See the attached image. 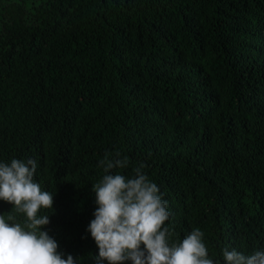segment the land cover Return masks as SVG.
Returning a JSON list of instances; mask_svg holds the SVG:
<instances>
[{
    "label": "trees",
    "instance_id": "trees-1",
    "mask_svg": "<svg viewBox=\"0 0 264 264\" xmlns=\"http://www.w3.org/2000/svg\"><path fill=\"white\" fill-rule=\"evenodd\" d=\"M34 5L0 29V163L36 162L63 258L95 264L92 186L116 153L111 174L143 164L158 186L170 244L199 229L214 264L264 251V0Z\"/></svg>",
    "mask_w": 264,
    "mask_h": 264
},
{
    "label": "clouds",
    "instance_id": "clouds-1",
    "mask_svg": "<svg viewBox=\"0 0 264 264\" xmlns=\"http://www.w3.org/2000/svg\"><path fill=\"white\" fill-rule=\"evenodd\" d=\"M119 155L109 159L106 154L99 162L105 175L92 186L97 208L87 231L98 248L95 264H214L199 229L178 244L169 243V229L164 225L170 213L158 186L143 173V164L134 169V177L111 174L113 169L128 167L127 158ZM36 170L31 159L0 163V200L26 217L22 226L11 222L13 215L7 216L9 222L0 215V264H76L71 255L63 258L57 242L43 230L49 216L38 213L52 209L53 194L34 180ZM223 262L264 264V251L246 256L225 248Z\"/></svg>",
    "mask_w": 264,
    "mask_h": 264
},
{
    "label": "rangeland",
    "instance_id": "rangeland-1",
    "mask_svg": "<svg viewBox=\"0 0 264 264\" xmlns=\"http://www.w3.org/2000/svg\"><path fill=\"white\" fill-rule=\"evenodd\" d=\"M34 7V0H0V29L12 21L22 25L33 22Z\"/></svg>",
    "mask_w": 264,
    "mask_h": 264
}]
</instances>
